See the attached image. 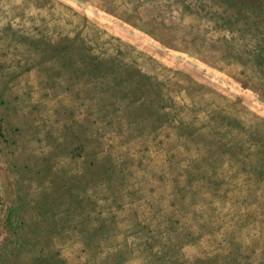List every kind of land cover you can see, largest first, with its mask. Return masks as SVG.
I'll use <instances>...</instances> for the list:
<instances>
[{"label":"rangeland","instance_id":"rangeland-1","mask_svg":"<svg viewBox=\"0 0 264 264\" xmlns=\"http://www.w3.org/2000/svg\"><path fill=\"white\" fill-rule=\"evenodd\" d=\"M0 264H264V0H0Z\"/></svg>","mask_w":264,"mask_h":264}]
</instances>
